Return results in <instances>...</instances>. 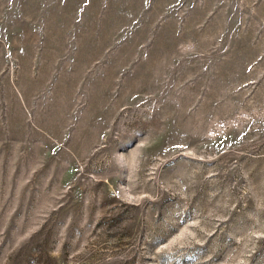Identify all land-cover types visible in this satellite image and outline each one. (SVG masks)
<instances>
[{"label":"rangeland","instance_id":"obj_1","mask_svg":"<svg viewBox=\"0 0 264 264\" xmlns=\"http://www.w3.org/2000/svg\"><path fill=\"white\" fill-rule=\"evenodd\" d=\"M0 264H264V0H0Z\"/></svg>","mask_w":264,"mask_h":264}]
</instances>
